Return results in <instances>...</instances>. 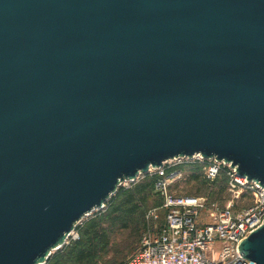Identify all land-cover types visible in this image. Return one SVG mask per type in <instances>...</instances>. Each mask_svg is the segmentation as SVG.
I'll list each match as a JSON object with an SVG mask.
<instances>
[{
    "label": "water",
    "instance_id": "1",
    "mask_svg": "<svg viewBox=\"0 0 264 264\" xmlns=\"http://www.w3.org/2000/svg\"><path fill=\"white\" fill-rule=\"evenodd\" d=\"M195 155L264 186V0H0V264Z\"/></svg>",
    "mask_w": 264,
    "mask_h": 264
},
{
    "label": "built area",
    "instance_id": "2",
    "mask_svg": "<svg viewBox=\"0 0 264 264\" xmlns=\"http://www.w3.org/2000/svg\"><path fill=\"white\" fill-rule=\"evenodd\" d=\"M180 165L200 166L208 182L224 174L232 197L229 205L210 210L207 198L173 193L171 185L183 177ZM153 174L160 176L156 187L163 202L146 211L139 247L125 264H254L243 257L239 244L264 223V186L239 175L231 163L201 155L168 160L130 182ZM247 198L248 205L236 209ZM77 232L66 242L79 239Z\"/></svg>",
    "mask_w": 264,
    "mask_h": 264
},
{
    "label": "rangeland",
    "instance_id": "3",
    "mask_svg": "<svg viewBox=\"0 0 264 264\" xmlns=\"http://www.w3.org/2000/svg\"><path fill=\"white\" fill-rule=\"evenodd\" d=\"M148 175L150 177L154 176ZM148 176L144 177L142 180L148 179ZM188 172H183V177L181 179H178L173 182L172 186V192L178 193V195H197L202 196L204 198L208 199L209 202V209L213 210L216 209L217 206L220 208H225L229 205V203L232 201V197L230 195V192L228 190V180L227 182L222 181V177H218L213 182H208L206 179H204L203 176H198L196 178L188 177ZM159 180V179H158ZM157 180V181H158ZM140 182V181H139ZM139 182H130V181H124L122 182L121 187L125 188H132L135 184ZM176 185V186H175ZM224 188V189H223ZM118 189V190H119ZM118 192V191H117ZM116 192V193H117ZM116 193L113 195L115 196ZM176 193V194H177ZM112 196V197H113ZM150 197L147 199V202L145 204V207L142 205V216H134L135 220H138V223L133 221L131 225H129L126 228H111L108 229V234L110 237V245L106 253L102 255V258L98 260V264H125L127 263L132 256L136 253L139 244L140 239L142 236V233L146 227V221H145V213L150 208L160 205L162 203V195L158 191L157 187H155V190L150 192ZM111 197V198H112ZM110 201V200H108ZM248 198L242 199L238 204L235 205L236 209L242 208L244 206L248 205ZM108 202L105 204V207L102 209H97L93 211L88 216L84 217L79 223L76 228V231H78L79 238L82 236V233L80 232V229L86 225V223L90 220L96 217V215L100 214H106L108 210ZM80 227V229L78 228ZM108 228V225H106ZM72 240L71 238L59 249H54L51 251V256L44 264H52L51 258L56 256L58 253L62 251H68V247H71L72 244H74L77 241ZM60 257H63L61 255ZM61 264H78L76 262H73L71 259H63Z\"/></svg>",
    "mask_w": 264,
    "mask_h": 264
},
{
    "label": "trees",
    "instance_id": "4",
    "mask_svg": "<svg viewBox=\"0 0 264 264\" xmlns=\"http://www.w3.org/2000/svg\"><path fill=\"white\" fill-rule=\"evenodd\" d=\"M177 169L182 172H188V177L191 178L202 176L200 166L198 165H180ZM220 177L223 178V182H227L228 179L224 174ZM159 178L160 176L156 174L152 177L148 176V179L140 181L130 189L121 187L116 195L108 201L109 207L107 213L96 215L81 229L78 227L82 236L71 247L67 248L68 251L64 250L52 257L50 263L61 264L63 259L69 258L78 264H98V260L107 252L110 245L108 229L126 228L133 221L138 223V220H135L134 216H142V208L145 207L147 199L150 197V192L155 190L156 182ZM106 225H108V228ZM61 255L63 257H60Z\"/></svg>",
    "mask_w": 264,
    "mask_h": 264
}]
</instances>
